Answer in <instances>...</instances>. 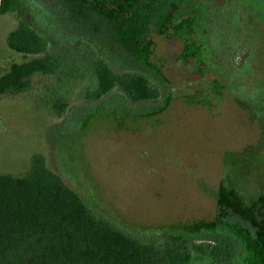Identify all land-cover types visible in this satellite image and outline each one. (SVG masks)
<instances>
[{
  "label": "trees",
  "instance_id": "16d2710c",
  "mask_svg": "<svg viewBox=\"0 0 264 264\" xmlns=\"http://www.w3.org/2000/svg\"><path fill=\"white\" fill-rule=\"evenodd\" d=\"M56 1L83 30L52 38L40 23L43 6L0 0V14L21 17L7 35V46L26 58L0 73V95L30 91L36 76L61 83L83 79L88 72L92 84L83 88V102L55 127L61 134L51 138L60 173L40 153L31 155L23 175L0 173V264H264L263 194L252 205H242L233 189L221 188L214 191L218 211L213 220L196 221L182 231L129 233L113 211L102 210L96 187L91 193L76 175L65 172L56 153L62 150L70 158L61 135L76 129L73 117L89 121L114 102L142 115L167 107L166 79L151 60L154 32L180 39V59L191 58L200 73L212 75L208 83L213 89L230 91L252 113L257 99H264V87L252 88L253 81L264 84V0H223L221 5L216 0ZM174 18L178 21L173 24ZM74 52L85 56L86 67L69 64ZM48 103L57 116L69 106L60 92ZM64 176L82 189L87 201ZM233 214L247 226L229 221Z\"/></svg>",
  "mask_w": 264,
  "mask_h": 264
},
{
  "label": "rangeland",
  "instance_id": "374dc122",
  "mask_svg": "<svg viewBox=\"0 0 264 264\" xmlns=\"http://www.w3.org/2000/svg\"><path fill=\"white\" fill-rule=\"evenodd\" d=\"M24 2L26 8L43 6L40 23L52 38L84 29L78 20L67 19L56 0ZM20 18L18 13L0 14V73L26 60L6 42ZM177 21L171 20L173 24ZM151 38V60L160 66L168 87L167 107L154 115H142L124 111L114 102L111 109L98 111L89 121L84 122L81 115L73 117L71 124L76 119V129L61 135L70 148V158L62 150L56 152L63 170L76 175L91 193L96 187L104 202L102 210L113 211L129 233L182 231V226L196 221L213 220L218 211L214 193L221 188L233 189L242 205H252L264 195V99H257L250 113L230 91L213 89L208 83L212 75L200 73L191 58L180 59V39L156 32ZM86 62L84 55L74 52L69 64L86 67ZM89 77L87 72L83 79L64 78L57 83L36 76L30 91L0 95V173L23 175L33 153L42 154L47 166L60 173L51 138L61 134L55 127L69 110L83 102V88L92 85ZM253 82L252 88L264 87L263 80ZM55 92L69 101L61 116L48 103ZM64 179L87 201L81 188ZM238 217L233 214L228 220L247 226Z\"/></svg>",
  "mask_w": 264,
  "mask_h": 264
},
{
  "label": "water",
  "instance_id": "95a60500",
  "mask_svg": "<svg viewBox=\"0 0 264 264\" xmlns=\"http://www.w3.org/2000/svg\"><path fill=\"white\" fill-rule=\"evenodd\" d=\"M238 210H240L241 208L240 207H237Z\"/></svg>",
  "mask_w": 264,
  "mask_h": 264
}]
</instances>
